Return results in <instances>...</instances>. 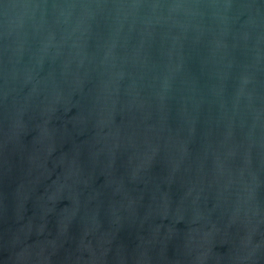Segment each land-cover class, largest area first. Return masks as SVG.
<instances>
[{"label": "water", "instance_id": "water-1", "mask_svg": "<svg viewBox=\"0 0 264 264\" xmlns=\"http://www.w3.org/2000/svg\"><path fill=\"white\" fill-rule=\"evenodd\" d=\"M0 264H264V0H0Z\"/></svg>", "mask_w": 264, "mask_h": 264}]
</instances>
